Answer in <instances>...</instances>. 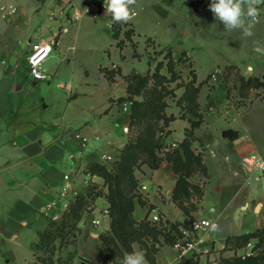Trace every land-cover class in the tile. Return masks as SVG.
I'll return each instance as SVG.
<instances>
[{
	"label": "crops",
	"instance_id": "obj_1",
	"mask_svg": "<svg viewBox=\"0 0 264 264\" xmlns=\"http://www.w3.org/2000/svg\"><path fill=\"white\" fill-rule=\"evenodd\" d=\"M96 1L79 0L77 3L81 6L80 10H85ZM153 2L161 12L165 8L173 12L181 2L188 5L194 9L190 22L195 28L215 18L211 11L203 10V6L209 5L211 0H174L171 5L163 0ZM5 3L18 6L19 12L10 20H3L0 16V264H18L19 258L14 247L22 248L20 241H26L29 236L30 240L35 237L32 242L37 241V232L46 226L47 220L43 218L48 219L49 216L42 213V210L56 200L62 186L66 172V152L70 156L81 151L74 134L79 132L89 139L88 148L76 160L80 170L76 187L83 190L89 180V184L94 183L107 192L103 178L91 176L86 173V168L91 163H103L104 155L117 157L129 141V134L124 133L123 129L130 126L131 112H124L123 103L118 102L128 95L125 77L143 59L149 60L146 71L134 69L135 72L142 75L149 71L153 73L163 58L151 61L150 64V53L171 48L176 68L187 82L191 78V71L195 70L193 67L190 69V65H193L196 56L185 43L172 36L145 34L142 37L139 27L143 23L135 20L138 16L127 22L128 26L123 29L119 39L114 38V30L109 27L106 16L93 19L91 15L75 24L69 33L58 36L59 23L54 20L53 14H56L55 9L61 0H5ZM258 7L260 15L253 23L263 26L254 33L252 39L260 44L264 43V3ZM172 20V26L177 27L179 17ZM128 29L134 32L132 40L139 56L135 55L133 44L125 37ZM55 38L57 44L54 55L43 67L48 78L36 81L29 73L28 54L34 44ZM97 40L110 42V48L103 49L108 52V65L98 62L94 66L92 63L94 51L99 50ZM124 41L121 48L119 43ZM147 42H152V46L149 47ZM127 65L130 69L125 71ZM230 65L237 66L245 78L262 77L264 74L262 63L257 67H249V70L245 68L246 71L236 64ZM104 70L116 72L113 82L108 80ZM222 71L219 67L214 68L205 79H199L195 70L197 83L203 84L199 95L203 123L196 130L200 141L193 143V150L202 155L208 169V178L199 173L193 179L205 182L199 210L191 213L190 217L173 202L172 193L177 178L169 161H162L156 170H144L148 182H143L144 179L136 175L140 184L148 187L146 191H140L145 205H141L139 199L135 201L134 216L138 222L152 212L159 214L168 228L176 223L181 224L180 229L186 228L202 217L218 223L217 231L204 234L205 242L200 251L186 258L195 257L199 260L198 264H220L221 258H231L246 252L247 248L226 250L227 238L264 227V193L260 192L257 185H253L254 182H263L258 176L249 174L242 163L248 155H264V123L254 125L260 118L252 122L257 118L254 107L264 100V89L251 93L249 100L253 103L245 112L228 118L233 107L228 105L230 92ZM162 73L169 76L167 72ZM209 76L211 78L208 80ZM57 79H67L59 82L57 87L65 92L68 100L65 102L66 112L73 115L72 121L79 127L74 134L65 125L61 126V135H55L56 130H51V127L59 126L53 122L52 117L59 116L62 111V107L57 106L56 93L51 88ZM46 81L47 87L43 84ZM184 91V88L175 91L179 93L177 100ZM43 104L45 109H50L51 118H48L50 115L42 117ZM253 112L255 118H251L250 124L253 127L250 128L248 119ZM167 113L177 118L170 123L167 128L169 134L163 141L165 150H170L174 144L178 146L183 142L187 129L191 127L190 121L195 120V117L186 113L181 118L184 111L177 105L167 108ZM62 120L65 121V116ZM233 124L240 126L235 127ZM108 207L105 197L97 199L92 206L90 218L84 216L79 228L86 225L84 220H87V226H91V217L102 214L103 224L99 231H108L111 220L109 214L103 213ZM90 237L101 247L100 264H104L105 251L100 236L90 233ZM134 248L141 251L138 245ZM85 252L88 257L86 264H93L94 257L89 248ZM141 252L145 257L144 251ZM33 259L30 245V252L26 248L22 263L32 264ZM177 260L178 249L175 246H159L156 264H175Z\"/></svg>",
	"mask_w": 264,
	"mask_h": 264
},
{
	"label": "trees",
	"instance_id": "obj_2",
	"mask_svg": "<svg viewBox=\"0 0 264 264\" xmlns=\"http://www.w3.org/2000/svg\"><path fill=\"white\" fill-rule=\"evenodd\" d=\"M163 1L168 5L174 2V0ZM127 26V23H117L114 28V38L119 39L121 32ZM133 33V30L128 29L125 31V37L135 48L132 40ZM122 44L123 42H120L119 46ZM160 54H165L164 58L157 63L153 73L149 71L142 75L134 71L125 77L128 83V95L120 98L118 102L131 100L133 103L129 126V133L132 132V136L129 135L128 143L112 164L91 163L86 168V173L91 176L103 178L107 192L100 189L98 185L90 183L58 220L47 219L45 228L37 232V241L31 244L34 259L38 258V251L50 254L48 258H40V263L55 264L52 258L55 244L58 241L63 246L72 244L71 238L74 237L84 213L90 210L97 199L105 197L109 203L111 223L110 229L100 235L101 245L105 251L104 264H121L124 255L135 250V245L144 251L148 264H156L159 246L164 244L174 246L182 238L181 224H172L171 228H168L166 222L153 224L148 217L141 222L135 219L136 199H139L141 205H145V201L138 192L140 180L136 176V170L142 165L156 170L162 161H169L173 165L177 178L172 193L173 202L190 217L191 213L199 210L198 204L203 199L204 191L193 183L192 179L199 173L208 178V169L202 155L193 150V143L200 141L196 130L203 123L199 103L203 84L197 83L195 70L191 71L189 81H182L171 48L162 50ZM164 68L170 76L162 73ZM104 72L110 82L115 80L116 72L109 70ZM222 72L229 92L232 89L235 90L243 101L240 106L246 105L245 101L249 100L253 91L264 89V74L262 77L245 78L235 65L226 66ZM210 78L211 76L208 80ZM173 83L177 84L176 88L185 89L183 95L177 100V105L184 111L181 118L188 113L194 116L195 120L190 121L191 127L187 129L183 142L176 148L165 150L163 141L169 134L167 128L177 119L174 115H167V99L176 96L175 88L171 87ZM254 241L257 243L253 250L261 249L258 254L245 258L237 256L221 258L220 264H264V228L228 237L226 250L244 249ZM198 263L199 260L193 257L183 258L175 264Z\"/></svg>",
	"mask_w": 264,
	"mask_h": 264
},
{
	"label": "rangeland",
	"instance_id": "obj_3",
	"mask_svg": "<svg viewBox=\"0 0 264 264\" xmlns=\"http://www.w3.org/2000/svg\"><path fill=\"white\" fill-rule=\"evenodd\" d=\"M74 2L76 3V8L80 10L81 6H79V4L77 3L79 2V0H74ZM136 9L138 11V15H137L138 17L136 16L137 18H135V20L141 21L143 23L139 27V30L142 33V37H144L145 34L149 36H156V37H160V36L171 37L172 36L173 38H177V40L185 43L184 45L186 47H189L192 53H194V56H196L193 65L190 62L191 63L190 69L193 67L196 70V73L199 79H205L208 73H210V71H212V69L214 68L219 67L220 69H224L227 65H230V64H236L239 67H243L244 71H246V69L249 70V67H257L256 65H259V63H262L264 65V60L262 57L264 56V53L263 52L258 53L254 50L255 47L257 46L264 49V43L260 42V44H258L254 42L252 37L244 36L243 32L239 29L233 30V31H226L223 24L220 23L215 18L213 20H210V22L207 23L206 25H204L203 23H200L198 25L199 28H195V26L191 24L190 22L192 19V12L194 9H190L188 5H184L182 2L179 5H177V7L175 8L173 12H171L170 8L168 9L165 8L164 9L165 11L161 12L159 11V9L155 8L153 0H137ZM203 10L205 12L210 11L208 5L203 6ZM178 17H179V21H177V23L179 22V24L177 27L174 28L172 26V22H173L172 19L178 18ZM261 26H263V24L253 23V32L255 33L257 30H259ZM109 40L113 43V40L111 38H109ZM96 43L99 45L97 47L99 50L94 51V54L92 56L93 58L92 63L94 64V66L98 62H101L104 65L106 64L108 65L109 64L108 63V52L106 53L103 49L110 48L109 46L110 42L108 43L107 41L97 40ZM124 43L125 41L123 42L122 46H120L121 48H123ZM147 44L149 47L152 46V42H147ZM181 44L182 43L180 42L179 45ZM134 50L136 52V56H139L137 55L136 46ZM151 54L152 56L149 57L150 61H157L159 58L162 60V58H164V55H165V54L161 55L160 52L158 51L152 52L150 53V55ZM148 63H149V60L147 59L141 60V64H135L133 70L131 68L130 73L136 70L140 72H145L146 67L148 66ZM247 65H248V68H247ZM128 68L130 69L129 65L125 66L124 67L125 71H127ZM162 72H167V69L164 68ZM181 73L183 72L181 71ZM189 77L187 78L189 79ZM181 78L183 79L182 81L185 82L183 75L181 76ZM65 81H67V79H57L55 80V82H53V85L51 87L52 90L56 93L57 104H58L57 106L62 107V111L60 112V115L59 116L54 115L52 117L53 122L56 125H59V126L51 127V130H54V129L56 130L54 132L55 135L57 134L61 135L62 125H65L67 130H69V132L73 134L77 132L76 131L77 129H79V127L77 128V126L72 121L73 115L69 113L68 111L66 112L67 106L65 102H67L68 100L66 99L65 92L57 87V84L59 82H65ZM43 84L45 87L48 86L47 81L43 82ZM176 85H177L176 83L172 84V87L175 88V91L178 90V88H176ZM175 94H176L175 97L168 98V108L174 107L175 105H177V97L179 93L175 92ZM242 102L243 101L240 99L239 94L235 90L232 89L230 92L228 105H232L233 112H229L228 118H234L237 116V114H242L253 103L252 100L251 101L247 100L245 101V104H246L245 106H240ZM42 109H43L42 117L43 116L48 117L50 115L48 118H51V114L49 113L50 109H45V104H43ZM254 109H256L257 118L255 121H252V122H257L258 118H260V120L254 125H260L261 122L264 123V100L257 103ZM254 114H255L254 112L251 113L248 119V122H249L248 126L250 128L253 127V125L250 123H252L251 118L253 117L255 118ZM63 116H65V121L62 120ZM238 126L240 125H237V126L235 125V127H238ZM50 135L53 136L52 133H50ZM129 135L132 136V132L131 134L129 133ZM159 135L162 136L163 134L159 133ZM66 154H67V157H66L65 165H64L66 168V172L64 174L70 173V171L68 170L71 167V161L68 160V156H69L68 152H66ZM115 158L117 159V157ZM148 169L149 167L147 165H142L139 169L136 170V175L144 179L142 180L143 182H148L147 179H145L144 177L146 176L144 175L145 174L144 170H148ZM258 175L259 174H256L255 176H258ZM193 183H195L202 189L205 184L204 180H200V181L193 180ZM91 184H94V183H91ZM141 185L142 184H140V186ZM253 185H257L260 192L264 193L263 183L254 182ZM138 192L142 197L143 194H141L139 189H138ZM57 198H58V194L55 199ZM90 212L91 210H87L84 213V216L88 218L89 217L88 214ZM151 215H152V212L148 216V220H150ZM206 219H209V218L206 217ZM43 220L46 221L47 219L43 218ZM84 222L86 223V225L82 228L78 227L77 231L74 234V237L71 238V240H73L72 244L63 246L60 241H58L55 244V250L53 252V257H52L55 264H62V263L64 264H86L88 257L86 254L87 252L85 251L86 250L88 251V248L94 257V260H92L93 264H100V256H101L102 249L100 246L97 245L96 241H93V239L90 237V233L98 234L100 236L104 232H101V233L99 231L94 232L91 226H87V220H84ZM161 222L165 224L162 218H161ZM30 239L31 238L29 236L26 240L29 242H26L23 240L20 241V243L22 244L21 245L22 248L14 247L18 255V258H19L18 264L22 263L23 257L24 255H26V248L30 252V245L33 243L32 241L35 240V237L32 240ZM27 243H29V246H27ZM256 243L257 241H254L252 244H250L251 247L250 246L246 247L247 248L246 252L238 256L236 255V256L245 258L248 256H253V255L258 254V252H260L261 249L253 250ZM48 256H50L49 253L44 254L43 251H38V258L33 259L32 264H42L40 263L41 262L40 258H48Z\"/></svg>",
	"mask_w": 264,
	"mask_h": 264
},
{
	"label": "built area",
	"instance_id": "obj_4",
	"mask_svg": "<svg viewBox=\"0 0 264 264\" xmlns=\"http://www.w3.org/2000/svg\"><path fill=\"white\" fill-rule=\"evenodd\" d=\"M136 8V6H135ZM56 14H53L54 20L58 21V36L67 34L70 32L72 27L79 23L85 16L91 15L93 19L106 16L108 18L109 27L114 30L117 23L113 21L112 16L106 13L104 7V0H97L91 6L85 10H79L76 8V4L73 0H61V4H58L56 9ZM19 12L18 6L14 4H6L5 0H0V16L3 20H10L11 18L17 16ZM136 15L138 11L136 9ZM57 40L51 39L45 42L34 44L30 53L28 54V69L31 77L36 81L46 80L48 74L44 70V64L55 52V45ZM70 89V88H69ZM132 101L128 100L123 102L122 110L124 112H131ZM123 132L128 134L129 128L125 127ZM75 140L80 143L81 151L79 153L70 154L71 161V171L63 176V183L58 193V198L50 203H48L42 210V213L49 216V218L58 220L70 207V204L76 197L82 192V189L76 187V178L80 172L79 166L76 162L79 155H82L85 149L89 146V139L82 135L81 133L74 134ZM174 148L177 147L176 144L173 145ZM116 160L115 157L110 155L102 156V161L104 164H112ZM243 166L245 170L251 175H258V178L264 184V155L251 154L243 158ZM90 175H88V178ZM89 181V180H88ZM87 181L83 190L89 185ZM148 188L145 185H141L139 190L146 191ZM53 210V213L51 211ZM92 210V208H90ZM104 215L109 214L108 210H105ZM90 218V213L88 214ZM102 214H97L91 217V226L94 230L99 231L102 227ZM150 221L153 224L161 222V217L158 214H152ZM215 224L218 228V223L213 220L206 218H198L194 220L188 227L181 228L182 238L177 241L174 245L178 249V260L187 258L200 251L201 245L205 242V235L210 234L217 230H213L212 225ZM100 232V231H99ZM250 246V245H249Z\"/></svg>",
	"mask_w": 264,
	"mask_h": 264
},
{
	"label": "clouds",
	"instance_id": "obj_5",
	"mask_svg": "<svg viewBox=\"0 0 264 264\" xmlns=\"http://www.w3.org/2000/svg\"><path fill=\"white\" fill-rule=\"evenodd\" d=\"M137 0H104V7L107 14L112 16L116 23H127L133 20L136 13ZM264 0H211L208 5L216 20L223 24L226 31L241 30L246 37H252L253 21L260 15L259 5ZM256 52H264V49L257 46ZM213 230L217 226L212 225ZM121 264H146L144 254L141 251L133 250L126 253Z\"/></svg>",
	"mask_w": 264,
	"mask_h": 264
}]
</instances>
